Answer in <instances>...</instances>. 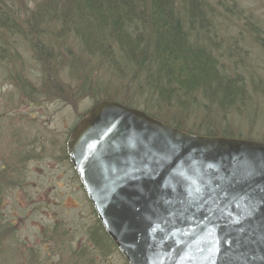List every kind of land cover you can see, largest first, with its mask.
I'll list each match as a JSON object with an SVG mask.
<instances>
[{
  "label": "trees",
  "instance_id": "16d2710c",
  "mask_svg": "<svg viewBox=\"0 0 264 264\" xmlns=\"http://www.w3.org/2000/svg\"><path fill=\"white\" fill-rule=\"evenodd\" d=\"M249 1L264 7V0ZM29 2L0 0V65L8 67L6 78L20 94L52 95L72 105L84 98L94 105L115 101L191 135L237 139H243L232 126L237 118L249 116L256 102L264 106L258 66L241 57L240 48L222 50L216 43L223 26L230 32L225 22L232 14L244 20L241 29L264 54V17L245 0ZM19 49L30 55L38 87L16 69L24 63ZM189 117L198 122L188 127ZM6 166L0 167V203L4 185L19 183L7 179ZM90 215L92 249L103 257L119 255L92 210ZM14 232L0 215V250ZM71 254L78 259L72 264H95L81 249Z\"/></svg>",
  "mask_w": 264,
  "mask_h": 264
},
{
  "label": "water",
  "instance_id": "95a60500",
  "mask_svg": "<svg viewBox=\"0 0 264 264\" xmlns=\"http://www.w3.org/2000/svg\"><path fill=\"white\" fill-rule=\"evenodd\" d=\"M65 150L127 264H264V142L191 135L102 100Z\"/></svg>",
  "mask_w": 264,
  "mask_h": 264
},
{
  "label": "rangeland",
  "instance_id": "374dc122",
  "mask_svg": "<svg viewBox=\"0 0 264 264\" xmlns=\"http://www.w3.org/2000/svg\"><path fill=\"white\" fill-rule=\"evenodd\" d=\"M37 1L30 0V7ZM245 2L250 10L264 17L262 4ZM228 16L230 21L225 23L230 32L223 26L217 45L222 50L227 45L240 48L244 53L241 57L247 56L258 66L254 70L264 74V54L241 29L244 20L238 21L232 14ZM20 54L24 63L16 64V69L22 70L21 73L38 87L40 82L30 55L23 51ZM7 71L8 67L1 64L0 167L7 165V179L19 183L4 185L2 192L0 215L3 222L13 225L15 232L0 250V264H18L19 261L72 264L78 261L71 254L75 249H81L95 264H125L115 252L103 257L100 250L92 249L94 246L88 243V228L92 226L90 205L71 166L61 157L70 129L94 106L93 100L84 98L72 105L52 95L43 97L36 92L22 95L13 81L6 78ZM247 114L249 116L235 118L232 126L236 135L264 141V106L256 102L248 108ZM195 122L198 119L189 117L187 126ZM20 155L28 157L21 162Z\"/></svg>",
  "mask_w": 264,
  "mask_h": 264
},
{
  "label": "flooded vegetation",
  "instance_id": "af4514ba",
  "mask_svg": "<svg viewBox=\"0 0 264 264\" xmlns=\"http://www.w3.org/2000/svg\"><path fill=\"white\" fill-rule=\"evenodd\" d=\"M87 113V111L83 114V115H85ZM70 133V132H69ZM69 133H68V135H69ZM68 137V136H67ZM65 143H66V141H65ZM64 151H65V155H66V150H65V145H64ZM66 157H67V155H66ZM66 161L68 162V164L70 165V163H69V161H68V158L66 159ZM72 169V168H71ZM91 208V207H90ZM91 210H92V208H91ZM92 213H93V211H92ZM94 214V213H93ZM95 216V215H94ZM96 218V217H95Z\"/></svg>",
  "mask_w": 264,
  "mask_h": 264
}]
</instances>
